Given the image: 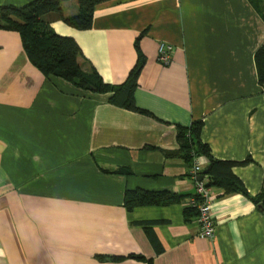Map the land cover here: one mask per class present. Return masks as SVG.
Masks as SVG:
<instances>
[{"label":"crops","instance_id":"crops-1","mask_svg":"<svg viewBox=\"0 0 264 264\" xmlns=\"http://www.w3.org/2000/svg\"><path fill=\"white\" fill-rule=\"evenodd\" d=\"M62 8L72 15L77 3ZM44 18L107 83H123L141 55L140 111L44 77L19 34L0 29V264H264V212L242 193L211 187L215 235H197L177 135L201 120L211 155L236 163L251 197L264 192V15L250 0H109L88 29ZM161 42L174 47L168 64ZM136 190L182 198L128 210L125 192Z\"/></svg>","mask_w":264,"mask_h":264},{"label":"trees","instance_id":"trees-1","mask_svg":"<svg viewBox=\"0 0 264 264\" xmlns=\"http://www.w3.org/2000/svg\"><path fill=\"white\" fill-rule=\"evenodd\" d=\"M69 0H33L24 6H0V29L17 32L20 36L24 52L30 61L44 77H56L67 81L75 87L96 93H111L110 102L140 111L136 106L133 92L137 86L139 72L144 59L138 56L137 62L130 70L126 80L121 84H110L100 77L95 69L84 70L80 62V48L70 36L59 35L50 26L45 16L55 13L68 26L75 29L91 27L92 15L95 6L109 0H74L77 3V12L65 15L62 3ZM261 13L259 4L250 0ZM264 15V14H262ZM255 65L259 84L264 87V45L255 53ZM202 121H193L187 127H178L180 155L190 167L194 156L204 157L208 164L205 177L206 186L217 187L223 193L238 192L250 198L258 208L264 212V192L251 197L239 178L233 173V161L216 159L206 144L201 140ZM247 161L243 162L246 163ZM181 195L168 191L147 192L142 190L126 191L124 206L131 210L135 206L168 205L181 200ZM185 215L197 212L193 208L185 209ZM151 242L156 251L158 242L154 236Z\"/></svg>","mask_w":264,"mask_h":264},{"label":"built area","instance_id":"built-area-1","mask_svg":"<svg viewBox=\"0 0 264 264\" xmlns=\"http://www.w3.org/2000/svg\"><path fill=\"white\" fill-rule=\"evenodd\" d=\"M173 50V45L161 42L157 49V60L162 64H168L171 61ZM201 171L200 157L194 156L188 173L194 182V192L188 199L187 205L197 212V235L211 239L215 235V223L210 209L213 196L210 188L206 186L205 177ZM200 176H202L201 179H199Z\"/></svg>","mask_w":264,"mask_h":264},{"label":"rangeland","instance_id":"rangeland-1","mask_svg":"<svg viewBox=\"0 0 264 264\" xmlns=\"http://www.w3.org/2000/svg\"><path fill=\"white\" fill-rule=\"evenodd\" d=\"M259 4V8L262 14H264V0H255Z\"/></svg>","mask_w":264,"mask_h":264},{"label":"water","instance_id":"water-1","mask_svg":"<svg viewBox=\"0 0 264 264\" xmlns=\"http://www.w3.org/2000/svg\"><path fill=\"white\" fill-rule=\"evenodd\" d=\"M205 172H206V171H204V173H205ZM201 178H202V176L199 177V179H201Z\"/></svg>","mask_w":264,"mask_h":264}]
</instances>
